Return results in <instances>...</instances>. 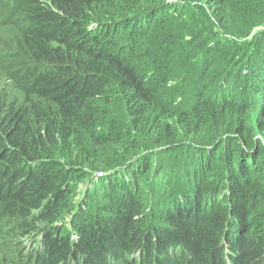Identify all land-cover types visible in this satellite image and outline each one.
<instances>
[{
  "label": "trees",
  "instance_id": "16d2710c",
  "mask_svg": "<svg viewBox=\"0 0 264 264\" xmlns=\"http://www.w3.org/2000/svg\"><path fill=\"white\" fill-rule=\"evenodd\" d=\"M0 264H264V0H0Z\"/></svg>",
  "mask_w": 264,
  "mask_h": 264
},
{
  "label": "clouds",
  "instance_id": "9594fccd",
  "mask_svg": "<svg viewBox=\"0 0 264 264\" xmlns=\"http://www.w3.org/2000/svg\"><path fill=\"white\" fill-rule=\"evenodd\" d=\"M104 175V172L103 171H97L94 173V176L95 177H98V176H102ZM66 224H68V219H66ZM74 236V235H73ZM30 240V239H29ZM38 240H40V237H38ZM31 241V240H30ZM25 242V241H24ZM26 243V242H25ZM28 245V244H27Z\"/></svg>",
  "mask_w": 264,
  "mask_h": 264
},
{
  "label": "rangeland",
  "instance_id": "374dc122",
  "mask_svg": "<svg viewBox=\"0 0 264 264\" xmlns=\"http://www.w3.org/2000/svg\"><path fill=\"white\" fill-rule=\"evenodd\" d=\"M235 19V18H234ZM83 188H85V187H83Z\"/></svg>",
  "mask_w": 264,
  "mask_h": 264
}]
</instances>
